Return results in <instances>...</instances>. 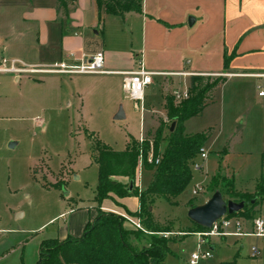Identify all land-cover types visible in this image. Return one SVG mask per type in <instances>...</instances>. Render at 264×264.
Here are the masks:
<instances>
[{
  "label": "rangeland",
  "instance_id": "374dc122",
  "mask_svg": "<svg viewBox=\"0 0 264 264\" xmlns=\"http://www.w3.org/2000/svg\"><path fill=\"white\" fill-rule=\"evenodd\" d=\"M12 1L15 0H0V26L7 14L16 18L8 12L10 7H15ZM222 37L216 38L211 46L220 48ZM143 45L141 21L109 20L108 48L130 53L140 52ZM154 53L152 49L147 55L154 57ZM169 59L167 55L164 66L169 64ZM222 70L228 69L223 66ZM21 77L20 83H16L0 73V253L6 249L5 242L17 244L29 238L24 259L27 264H35L43 240H64L69 234L81 237L89 220L96 219L99 168L93 148L127 151L131 139L140 141L145 127L148 130L142 139L152 142L160 126L164 135H168L171 122L166 116V99L173 97L174 90H183L185 81L177 77L156 78L143 103H136L126 97L120 76L25 74ZM210 79L216 82L223 78L213 75ZM186 85L190 88L191 78H186ZM261 91L264 92V80L229 78L217 83L214 91L208 93L210 103L202 114L185 122L186 133L205 135L203 149L207 158L197 157L201 169L192 167L191 183L177 199L178 204L160 198L150 208L155 224L171 231L151 234L169 238L170 247L183 258L196 251V237L190 234L195 226L188 217L191 208L206 203L216 190L228 200L233 193L230 183L238 195L253 197L264 190ZM120 108L126 117L115 120ZM150 110L154 113L149 114ZM11 135L22 141L18 148L11 147L15 141H7ZM166 147L163 140L160 151L163 153ZM152 163L149 160L153 166ZM137 174L140 191L148 189L155 179V169L145 168L142 158ZM127 205L134 209L136 203L130 200ZM258 207L254 217H264V200ZM251 229L250 222L245 232ZM181 232L187 235H179ZM149 243L145 239L134 244L141 249ZM245 244L251 252L253 247L261 248L264 238H245ZM16 254L0 264H19L20 256Z\"/></svg>",
  "mask_w": 264,
  "mask_h": 264
},
{
  "label": "crops",
  "instance_id": "0c3cea01",
  "mask_svg": "<svg viewBox=\"0 0 264 264\" xmlns=\"http://www.w3.org/2000/svg\"><path fill=\"white\" fill-rule=\"evenodd\" d=\"M12 2L15 7H10L8 12L16 18L7 14L4 24L0 26V60L14 57L13 59L26 61L30 66H52L62 62L79 65L83 56H92L103 51L106 71L104 74L120 76L122 79V73L135 71L138 62L143 61L145 68L151 72L191 73L190 76L156 77L184 78L183 86H187L186 78L193 76L218 75L224 79L222 83L229 78L264 80V0H143L141 14L128 13L125 18L104 15L102 24L99 23L95 0H76L69 5L68 11L59 6L58 0ZM192 18L195 21L190 25ZM109 20L141 21L143 49L140 52L127 53L108 48L106 34ZM195 28L196 31L189 33V29ZM221 36V47L211 46ZM152 49L155 52L154 57L147 55ZM167 55L170 62L164 66ZM176 65L180 68H175ZM223 66L228 70L223 71ZM2 74L11 77L16 83H20L22 79L9 73ZM40 75L66 76L58 73ZM149 112L154 113L151 110ZM150 120L149 116V123ZM147 130L145 127L142 138ZM7 141H15L12 148H18L22 142L15 135L9 136ZM115 180L124 185L131 184L126 177H115ZM139 184L140 176L137 174L135 188L138 186L140 190ZM208 199L207 197L206 200ZM130 200L136 203L134 209L128 208L127 202ZM258 208L254 209V215ZM102 209L119 215L134 213L139 211L140 201L134 194L115 200L106 199L102 203ZM97 215L98 210L94 219ZM254 215L250 219L244 218V229L248 228ZM91 221L90 219L89 222ZM68 236L72 235H66L65 239ZM194 236L197 249L198 238ZM245 238L264 237L214 238L209 245L213 255L210 259L203 260V264H264V244L259 249L260 255L254 258L252 251L246 250ZM28 242L29 238L17 244L5 242L3 247L6 249L0 253V261L6 262L11 254L17 252L16 256H20L19 264H27L24 255ZM170 248L172 253L163 264H189L190 255L183 258ZM38 260L39 255L35 264Z\"/></svg>",
  "mask_w": 264,
  "mask_h": 264
},
{
  "label": "trees",
  "instance_id": "16d2710c",
  "mask_svg": "<svg viewBox=\"0 0 264 264\" xmlns=\"http://www.w3.org/2000/svg\"><path fill=\"white\" fill-rule=\"evenodd\" d=\"M76 0H58L59 6L68 11L69 4ZM99 23L102 24L104 15L125 18L128 13H142L143 0H95ZM210 77L193 76L189 88V97L180 103L174 97L166 99L167 118L171 122L168 135L160 126L151 142L148 139L135 141L127 151L115 152L107 148H93V158L99 168V183L97 187L98 215L89 222L81 237L68 236L65 240H43L39 250L37 264H163L172 253L170 239L159 237L151 232H171L156 225L152 208L157 199L163 198L169 203L178 204L177 199L186 191L192 180V167L203 148L205 135L185 133V122L202 114L209 104L208 93L213 92L216 84L224 79L210 82ZM209 100V101H208ZM175 123L174 130L171 125ZM166 140L167 147L162 153L160 144ZM153 145V148L151 147ZM153 158V166L149 157ZM144 161V167L155 169V179L144 191L135 188L128 192L129 185L115 180V177H126L130 183L137 180L139 159ZM159 163L156 164V160ZM228 200L244 201L245 208L230 217L250 219L254 209L264 200V190L251 197L250 194H239L233 190ZM136 195L140 201L137 212L127 215L140 219L144 230L130 226L126 218L112 211L102 209L106 199L125 198ZM195 231L206 228L193 222ZM150 240L149 246L139 248L135 241Z\"/></svg>",
  "mask_w": 264,
  "mask_h": 264
},
{
  "label": "built area",
  "instance_id": "2783aa9c",
  "mask_svg": "<svg viewBox=\"0 0 264 264\" xmlns=\"http://www.w3.org/2000/svg\"><path fill=\"white\" fill-rule=\"evenodd\" d=\"M74 56V55H73ZM0 73H9L17 77H21L25 74H104L105 71V54L103 51H99L92 56H83L79 65H69L65 62L55 64L52 66H30L23 63L20 60L1 59L0 60ZM162 75H183L190 76L191 73H155L146 70L143 61L138 62L137 69L135 71L122 73V88L127 98L136 103H143L145 100L146 91L154 84L156 77ZM173 97L177 101H183L189 97V88L184 87L183 90L176 89L172 92ZM259 96H264V92H260ZM142 110V107L140 106ZM202 159L207 158V153L202 148L200 154ZM152 157V156H151ZM151 162L153 158L149 159ZM160 161L156 160V164ZM196 170H200L201 166L198 163L194 164ZM200 188H198L199 190ZM197 190L194 194H197ZM126 218L127 223L137 230H144L140 219L130 217L127 214H121ZM251 232H245V219L242 217H230L224 215L218 221H216L211 228H206L203 231H197L194 235L198 238L197 249L190 255L189 264H200L201 261L210 259L213 255L209 245L214 238H226V237H241V236H253L257 238L264 237V217H254L252 220ZM179 235H187V233L181 232ZM260 255L258 247L252 248V256L254 258Z\"/></svg>",
  "mask_w": 264,
  "mask_h": 264
},
{
  "label": "water",
  "instance_id": "95a60500",
  "mask_svg": "<svg viewBox=\"0 0 264 264\" xmlns=\"http://www.w3.org/2000/svg\"><path fill=\"white\" fill-rule=\"evenodd\" d=\"M195 19H190V25L194 24ZM125 112L123 108H120L119 112L115 116V120L125 119ZM175 123L171 125V131L174 130ZM15 143L11 144L13 147ZM135 189V182H131L128 192L132 193ZM68 196L69 194L66 193ZM246 206L244 201L235 202L232 200H226L220 190H216L211 198L204 204L193 207L188 212L189 219L197 225L204 228H211L213 224L222 218L224 215H234L242 211Z\"/></svg>",
  "mask_w": 264,
  "mask_h": 264
}]
</instances>
